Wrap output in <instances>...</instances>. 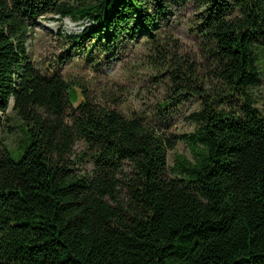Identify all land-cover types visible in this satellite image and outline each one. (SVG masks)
<instances>
[{
  "label": "trees",
  "instance_id": "obj_1",
  "mask_svg": "<svg viewBox=\"0 0 264 264\" xmlns=\"http://www.w3.org/2000/svg\"><path fill=\"white\" fill-rule=\"evenodd\" d=\"M172 1L0 0V264H264V93L248 92L264 0H198V64L154 39ZM48 15L90 22L57 33L88 61L147 34L173 93L161 109L200 100L190 157L170 165L175 139L43 73L26 43Z\"/></svg>",
  "mask_w": 264,
  "mask_h": 264
},
{
  "label": "rangeland",
  "instance_id": "obj_2",
  "mask_svg": "<svg viewBox=\"0 0 264 264\" xmlns=\"http://www.w3.org/2000/svg\"><path fill=\"white\" fill-rule=\"evenodd\" d=\"M169 7L157 19L154 39L162 44L164 55H181L189 62L202 63V40L195 27L203 3L173 0ZM89 24L87 20L75 21L48 15L38 21L28 36L26 46L29 55L43 73L57 70L68 81L85 87L90 97L116 108L126 117H139L157 131L175 139L174 149L168 151L170 165L177 154L190 157L188 146L180 136L191 133L197 125L199 98L196 95L180 99L176 96L166 110L161 109L159 104L169 100L173 93L166 76L161 74L160 55L147 34L138 29L124 37L111 52L101 54L95 51L91 61L73 52L67 56L64 52L67 42L57 33L77 34ZM259 64L264 73V46L259 47ZM248 92L260 106L264 80L262 85L249 87ZM232 107L239 110L238 99L232 102ZM223 108L229 107L224 105ZM82 149L84 145L79 143L76 151Z\"/></svg>",
  "mask_w": 264,
  "mask_h": 264
},
{
  "label": "bare ground",
  "instance_id": "obj_3",
  "mask_svg": "<svg viewBox=\"0 0 264 264\" xmlns=\"http://www.w3.org/2000/svg\"><path fill=\"white\" fill-rule=\"evenodd\" d=\"M51 28H54L53 25H51Z\"/></svg>",
  "mask_w": 264,
  "mask_h": 264
}]
</instances>
